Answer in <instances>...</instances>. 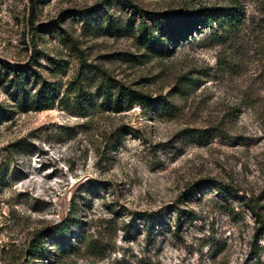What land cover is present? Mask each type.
Returning a JSON list of instances; mask_svg holds the SVG:
<instances>
[{"label":"rangeland","instance_id":"rangeland-1","mask_svg":"<svg viewBox=\"0 0 264 264\" xmlns=\"http://www.w3.org/2000/svg\"><path fill=\"white\" fill-rule=\"evenodd\" d=\"M234 1L0 0V264H264V0H237L228 42L206 26L162 48L139 26ZM122 85L175 107H109ZM75 205L67 246L31 262Z\"/></svg>","mask_w":264,"mask_h":264},{"label":"trees","instance_id":"trees-1","mask_svg":"<svg viewBox=\"0 0 264 264\" xmlns=\"http://www.w3.org/2000/svg\"><path fill=\"white\" fill-rule=\"evenodd\" d=\"M246 15V7L237 0L230 5L221 6L211 4L201 5L193 9H175L167 12H155L152 14V26H150L147 21L140 22V34L149 45L169 48L178 38H188L194 31H199L200 28L207 26L216 30L217 36L223 41L228 42L238 36L241 27L246 24ZM262 20H264V17ZM262 45L264 46L263 43ZM5 69H8V66L5 65ZM26 73H28V75L30 74L27 70ZM108 88L104 93V103H107L109 107H132L135 103L144 106L149 104L159 107L162 106L163 109L167 111L173 110L175 107L174 102L163 95L154 98L142 90L133 89L125 85L117 86L114 93L112 89ZM56 95L57 86L53 82L43 81L38 92L33 96L32 101L36 103L38 108H44L55 99ZM93 100L91 94L82 87L76 93V101L83 109L82 114L88 110V105L92 104ZM203 132H206V134H203ZM191 133L193 137H202L204 135L207 137L209 135V131H200L196 128L192 129ZM86 199L88 200V197H85V200ZM73 207L74 210H72L63 221L52 226L50 229L40 231V233L35 236L30 246L31 262H33V258L42 259L49 254V244L51 241L47 239L48 236L53 237V240H55L54 243L58 247H60V245H58L59 243L61 246H67V241H69L70 237L74 234L73 229L81 222V218L76 216L81 208L77 205ZM253 210L256 209L254 208ZM258 216L261 222L260 228L264 230V218L262 215ZM159 222L161 221L159 220Z\"/></svg>","mask_w":264,"mask_h":264}]
</instances>
